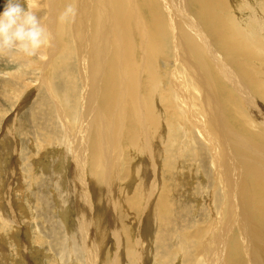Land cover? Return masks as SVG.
<instances>
[{"label": "bare ground", "instance_id": "bare-ground-1", "mask_svg": "<svg viewBox=\"0 0 264 264\" xmlns=\"http://www.w3.org/2000/svg\"><path fill=\"white\" fill-rule=\"evenodd\" d=\"M28 3L49 44L14 64L70 95L72 113L55 104L73 166L56 175L67 177L83 263L100 264L112 239L106 264H145L147 217L154 264H264V76L252 71L264 63V0ZM195 168L203 193L191 189ZM199 194L209 207L195 220ZM127 217L132 230L118 223Z\"/></svg>", "mask_w": 264, "mask_h": 264}, {"label": "rangeland", "instance_id": "rangeland-1", "mask_svg": "<svg viewBox=\"0 0 264 264\" xmlns=\"http://www.w3.org/2000/svg\"><path fill=\"white\" fill-rule=\"evenodd\" d=\"M4 2L5 0H0V11H3ZM262 55L261 53V56ZM38 57L39 54L34 58L37 59ZM27 64L28 63H26V65ZM259 65L260 62L257 61L252 71L261 79V75L264 76V63L263 67ZM25 68H20L21 70L19 69L20 71H17L18 69L14 63L7 62L5 58L0 59V264H84L82 257L83 251L74 238V233L77 232L78 225L75 224V204H73V200L67 192L69 191V186H66V182L68 185L67 177L62 176V178H60L56 175L59 174V171L70 175L69 171L72 170L73 166L71 162L73 156H69L70 153H67L71 150L65 149L60 144L63 138L62 132L64 131V126L62 119L58 117V104H55L56 101L58 103L59 100L62 99L63 101L65 99L62 103H65L67 106L61 104L65 107L64 110H69V112L71 111L72 113L73 105L71 101H69L70 95L65 88L56 85L51 87V90L49 89L50 92H47L46 85L53 81H47L46 84L38 82L39 84L35 83V85L33 83L35 81V75L29 73ZM26 69H28V67ZM30 70L34 69L30 68ZM4 72L22 73V76L24 73V76L21 80L15 82L14 80H8V75ZM51 74H53V72ZM52 91L55 93H52ZM63 91L66 92L64 93ZM260 107L261 113H264L263 100L260 102ZM248 115L251 119L253 118L251 114L248 113ZM68 118L71 122H74L73 118H70V116ZM39 126L41 127L40 129ZM41 130H43L45 136H43L44 134L39 136L40 134H38V132L40 133ZM40 138L42 140H40ZM37 139H39V141ZM43 142L44 144L41 146ZM57 145H60V148ZM192 145L194 148V143ZM52 147L56 148L53 149ZM128 155L130 156L129 152L126 153L125 156L129 158ZM194 170L196 172L195 176H199H197L198 178L195 177L196 180H192L194 186H192L191 189H195L196 193H198L197 189H200L203 193L208 189V183L202 178V171L200 169L199 171H197L196 168ZM121 171L124 172L123 170ZM122 172L120 173L122 174ZM125 178H117L119 185L118 193H120L117 198H123L124 195L122 194H125L122 187ZM197 181H199V183ZM60 182L63 184H60ZM199 185L200 187H198ZM198 196L201 197L199 201L201 203L199 205L196 204L197 208L195 207L194 209L193 207L194 210L192 212L195 216H199L196 217L195 220L203 218L199 207L205 208L206 210H208L209 207L205 202L206 197L204 199L202 198L203 195L199 194L195 195V198ZM11 202L12 205H10ZM16 204L19 205V207H17ZM97 214L100 216L99 213ZM15 215H18V217ZM9 216H11V218ZM71 216L74 217V219ZM128 217L126 219V224L118 220L119 225H126L130 228L129 225L131 224H128ZM132 218L135 221L141 220V218L135 216ZM145 218L148 220L147 217ZM145 218H143L144 220L142 219L144 221L143 229L146 233L144 235L146 236V241H150H148V247L151 250V254L148 256L149 260L147 258L145 264H154L153 258H155L156 255L155 252L152 251L154 250L153 239L156 230H154L153 227L157 225L156 223L154 224L153 219L151 221L152 223H149ZM14 225L17 226V228L14 227ZM65 226H67V228ZM97 226L98 225L95 224V229H97ZM106 228L107 223L105 224V229ZM66 229L68 231H66ZM130 230L132 229L130 228ZM127 232L129 233V231ZM131 233L134 232L131 231ZM109 240L106 243L103 254V258H105L101 259L100 264H106L111 255H113L112 253L116 251L113 240ZM68 241L73 243L70 242L69 244ZM70 247H73L72 250H70ZM109 251H111V253H109ZM21 260H23V263ZM180 263L181 261L173 262V264Z\"/></svg>", "mask_w": 264, "mask_h": 264}, {"label": "clouds", "instance_id": "clouds-1", "mask_svg": "<svg viewBox=\"0 0 264 264\" xmlns=\"http://www.w3.org/2000/svg\"><path fill=\"white\" fill-rule=\"evenodd\" d=\"M48 44L49 33L28 0H5L0 11V57L15 63L38 56Z\"/></svg>", "mask_w": 264, "mask_h": 264}]
</instances>
